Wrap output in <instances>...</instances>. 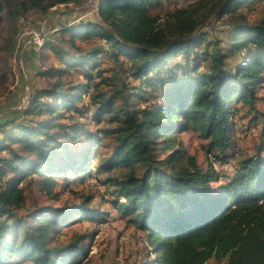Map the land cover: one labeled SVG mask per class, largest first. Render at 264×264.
Here are the masks:
<instances>
[{"label": "trees", "instance_id": "1", "mask_svg": "<svg viewBox=\"0 0 264 264\" xmlns=\"http://www.w3.org/2000/svg\"><path fill=\"white\" fill-rule=\"evenodd\" d=\"M88 1L0 0V25L31 10L47 15L60 5ZM171 1L98 0L99 22L62 29V36H69L64 42L80 57L67 52L68 71L52 69L30 105L0 122V264H78L88 255V249L75 243L54 245L55 238L71 217L94 222L105 213L89 203L71 209L41 207L27 214L34 221L28 226L26 216L15 209L24 201V179L44 177L40 188L52 194L54 177L66 169L84 173L107 137L109 151L98 156L96 172L106 175L104 185L113 188V204L146 234L157 256L154 264L212 259L264 264V157L259 158L264 129L258 154L240 160L233 177L217 188L212 184L219 175L204 171L175 137L198 134L214 162L239 158L231 155L238 115L245 108L246 114L256 111L258 88L264 87V13L251 21L244 12L260 0H184L190 2L187 7L155 14ZM209 21H225L224 39L203 31ZM77 38L101 40L96 56L108 55L118 68L127 60V78L116 86L104 71L95 73L88 67L93 57L77 45ZM10 44L12 52L15 41ZM52 50L57 57L65 53ZM179 55L185 63L173 65ZM181 67L183 75L174 74ZM74 71L85 82L50 81ZM80 119L108 126L92 133ZM96 134L102 138L91 139ZM84 138L90 140L89 148L74 156L71 143Z\"/></svg>", "mask_w": 264, "mask_h": 264}, {"label": "rangeland", "instance_id": "2", "mask_svg": "<svg viewBox=\"0 0 264 264\" xmlns=\"http://www.w3.org/2000/svg\"><path fill=\"white\" fill-rule=\"evenodd\" d=\"M189 3L184 0H172L169 3H165L162 8H158L155 14L164 16L175 8L187 7ZM244 12L251 21H257L264 13V0L255 3L249 10L245 9ZM99 21L98 0H89L83 5H60L52 9L47 15H42L35 10H31L25 17L6 18L3 21L0 25L1 123L13 119L11 115L12 109H24L30 105L34 92L46 86L47 81H49L47 74L52 69H55V71H58L57 69L68 71L67 64L64 62V60L69 59L67 52L72 56L80 57V52L69 48L66 42H64L69 36H62V29L77 26L82 22ZM226 28L225 21L218 23H210L209 21L207 27L203 28V31L209 33L211 38L224 39L227 35L225 32ZM11 41H15L16 44L12 52L9 51ZM76 43L83 51H88L90 56L93 57V61L88 67L95 68V73L99 69L100 71H104L103 76L110 79L109 82L111 84H116L117 86L119 79L122 80L126 77L127 60H124V66L118 68L114 59L108 55L102 53L96 56L95 52L98 51V48L103 43L101 40L77 38ZM53 47H58L61 51H65L63 56L61 52L60 57H57L56 53L52 50ZM192 55L193 53L189 56ZM237 60L238 56L229 62L235 64ZM176 62L185 63L183 55H179L172 64L174 65ZM193 66L192 64L190 68H193ZM181 69H174V74L183 75V67ZM75 72L68 75L65 74L63 78L62 76L56 77L50 81L54 83L58 79H63L66 83L85 82L83 77L77 75ZM189 73H192L191 70H189ZM182 78H186V76H182ZM24 81H27V87L24 85ZM127 83L130 84L131 80H128ZM257 93L260 100L256 104V111L246 114L248 110L245 108L238 115L236 121L237 133L231 155L236 153L239 158L231 159L225 164L214 162L211 158L207 157L205 150L207 142L198 134L188 131L175 135L178 142L182 143L187 154L197 158L198 163L204 171L211 169L219 175L218 181L212 184L215 188L233 177L240 160L255 156L259 152V148L261 147L260 137L264 129V87L258 88ZM86 99L88 101V96ZM133 102L138 104L136 106L145 105L143 102L140 104L136 101ZM254 117H256V121L253 120ZM80 120L83 125L84 123L87 125L92 133H95L98 128L108 126L107 123H100L98 125L93 122H85L84 119ZM60 121L62 122V119ZM66 122L71 123L72 120L69 119ZM96 135L95 137H91V139L102 138V135L100 137L98 134ZM2 137L3 135L0 133V138ZM60 139L62 140V138ZM89 141L88 138H84L80 142L71 143L70 148L73 155L75 156L76 154L78 156L80 152L88 149L90 146ZM109 141L110 138L107 137L106 142L104 141L95 148L93 152H95L97 158L86 166V170L81 175H77V172L66 169L63 174L54 177L57 185L52 194H47L46 191H42L40 188L44 177H38V175L34 174L31 178L24 179L21 184L24 188V201L21 203V206L15 209V212L20 217L26 216L28 226H31L34 221L27 219V214L35 209L41 207L56 209L68 207L71 209L79 207L84 203H89L88 205L93 209L99 211L101 214H106L104 219L92 222L88 219H81L79 215L71 217L69 222L60 228L54 245L67 246L75 243L88 249V255L84 256L78 264H154L157 256L154 254L153 247L149 243L146 234L139 228H136L130 221V217L124 215L113 204L116 198L112 195L113 188L104 185L106 175L96 172V165L99 161L98 156L109 151L106 147V143H109ZM262 155L264 157V152L261 153L259 158ZM120 202L123 203L125 200L122 198ZM11 260L13 261V259ZM15 263L33 264L27 260H16ZM205 264L225 263L212 259Z\"/></svg>", "mask_w": 264, "mask_h": 264}, {"label": "crops", "instance_id": "3", "mask_svg": "<svg viewBox=\"0 0 264 264\" xmlns=\"http://www.w3.org/2000/svg\"><path fill=\"white\" fill-rule=\"evenodd\" d=\"M24 85L27 87V81H24ZM14 110L16 111V108L12 109L11 111L13 112ZM18 110H19V109H18ZM12 112H11V113H12ZM0 117H1V116H0Z\"/></svg>", "mask_w": 264, "mask_h": 264}]
</instances>
